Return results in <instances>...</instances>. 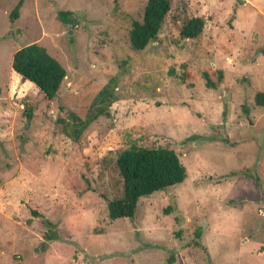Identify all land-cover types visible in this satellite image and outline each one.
Instances as JSON below:
<instances>
[{"label":"rangeland","instance_id":"1","mask_svg":"<svg viewBox=\"0 0 264 264\" xmlns=\"http://www.w3.org/2000/svg\"><path fill=\"white\" fill-rule=\"evenodd\" d=\"M170 1L135 51L146 0H0V264H264V0ZM191 16L203 31L181 38ZM31 42L67 70L52 99L12 70ZM131 144L173 149L186 177L111 220Z\"/></svg>","mask_w":264,"mask_h":264},{"label":"trees","instance_id":"2","mask_svg":"<svg viewBox=\"0 0 264 264\" xmlns=\"http://www.w3.org/2000/svg\"><path fill=\"white\" fill-rule=\"evenodd\" d=\"M18 8L19 4L11 12V18L17 17ZM170 8V0H146L141 18L132 20L128 32L129 44L133 50L141 51L151 41L156 40ZM69 14L68 11L58 12L62 21L73 23L68 17ZM205 23L204 16L186 18L179 30L180 37L197 38ZM11 67L20 78L34 84L45 99H52L57 94L67 75L66 68L38 42L28 43L17 49L12 55ZM203 76L208 88H216L223 78V72L219 70L215 80L207 72H204ZM109 93L108 87L104 86L99 95L104 97ZM254 104L264 107V91L255 93ZM103 112L100 107L98 114L87 115L84 119L74 116L71 132L75 140H78L89 123ZM27 116L30 117L31 112ZM115 166L122 182L121 194L107 201V213L111 220L132 218L141 197L181 183L186 177V168L178 154L163 146L131 144L118 154ZM50 231L52 230L49 229L48 232Z\"/></svg>","mask_w":264,"mask_h":264},{"label":"crops","instance_id":"3","mask_svg":"<svg viewBox=\"0 0 264 264\" xmlns=\"http://www.w3.org/2000/svg\"><path fill=\"white\" fill-rule=\"evenodd\" d=\"M3 253H4V252H3ZM0 254H2V252H1Z\"/></svg>","mask_w":264,"mask_h":264},{"label":"built area","instance_id":"4","mask_svg":"<svg viewBox=\"0 0 264 264\" xmlns=\"http://www.w3.org/2000/svg\"><path fill=\"white\" fill-rule=\"evenodd\" d=\"M261 211V210H260Z\"/></svg>","mask_w":264,"mask_h":264},{"label":"water","instance_id":"5","mask_svg":"<svg viewBox=\"0 0 264 264\" xmlns=\"http://www.w3.org/2000/svg\"><path fill=\"white\" fill-rule=\"evenodd\" d=\"M23 79V78H22Z\"/></svg>","mask_w":264,"mask_h":264}]
</instances>
